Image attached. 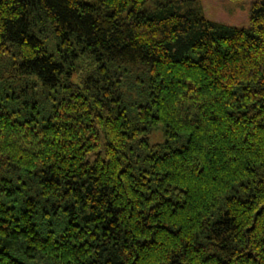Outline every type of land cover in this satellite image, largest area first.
Returning <instances> with one entry per match:
<instances>
[{
    "label": "trees",
    "instance_id": "16d2710c",
    "mask_svg": "<svg viewBox=\"0 0 264 264\" xmlns=\"http://www.w3.org/2000/svg\"><path fill=\"white\" fill-rule=\"evenodd\" d=\"M0 264H264V0H0Z\"/></svg>",
    "mask_w": 264,
    "mask_h": 264
},
{
    "label": "rangeland",
    "instance_id": "374dc122",
    "mask_svg": "<svg viewBox=\"0 0 264 264\" xmlns=\"http://www.w3.org/2000/svg\"><path fill=\"white\" fill-rule=\"evenodd\" d=\"M254 0H198L203 14L214 21L234 26H247Z\"/></svg>",
    "mask_w": 264,
    "mask_h": 264
}]
</instances>
